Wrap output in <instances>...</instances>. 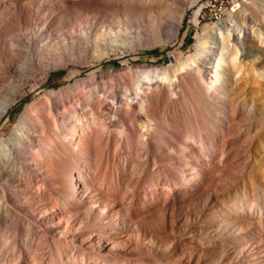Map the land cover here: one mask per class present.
<instances>
[{
	"label": "bare ground",
	"instance_id": "obj_1",
	"mask_svg": "<svg viewBox=\"0 0 264 264\" xmlns=\"http://www.w3.org/2000/svg\"><path fill=\"white\" fill-rule=\"evenodd\" d=\"M127 1V6L117 7L112 0H91L87 6H82L83 0H0V120L23 89L47 73L54 58L62 64L65 59L101 61L111 52L130 47V24L138 22L146 30L147 20L156 42L166 33L174 38L182 27L187 4L199 0H170L165 4L172 5L171 10L164 5L159 6L160 12L150 9L139 15L133 0L132 4ZM102 5L108 9H99ZM235 8L228 18L203 25L194 52L169 67L150 66L140 69L137 76L130 72L134 77L129 84L125 74H107L115 85L112 88L102 87L97 76L84 80V104L72 86H64L49 89L40 104L29 105L19 125L0 142V243L2 225L15 220L11 203L16 194L25 193L24 188L34 190L31 197L38 194L50 207L58 204L55 194L71 199V193L88 188V175L76 168L81 160L94 167L99 163L98 154L88 158L78 155L86 150L85 139L92 133L98 137V133L105 134L108 140L115 137L121 149L132 152L131 182L138 181L146 167L156 179L178 175L181 170L199 177L203 162L209 172L202 178L205 185L228 182L234 171L245 172L252 164L264 176V164L256 157L264 158V0H242ZM163 10L170 16L168 29ZM97 18L105 21V29L93 34L85 26ZM83 23L78 32L76 25ZM195 23L198 25V18ZM141 30L135 37L139 42L143 40ZM75 97L80 108L69 110L67 104ZM108 106L114 119H109ZM39 108L47 116L38 115ZM62 108L67 111L63 118L66 130L60 133L55 111ZM207 148L212 149L211 154ZM35 151L42 156L45 153L42 160L36 158ZM123 160L119 161L121 170L126 167ZM32 172L53 174L52 186L36 182ZM249 175L254 200L236 206L233 215L253 218L257 214L264 224V186L258 173ZM61 200L62 211L75 207L72 200ZM58 229L61 232L65 227L60 224ZM117 231L115 236L124 235ZM241 237L246 241L248 236ZM103 241L113 246L118 240L106 237ZM254 253L253 257L262 260V253Z\"/></svg>",
	"mask_w": 264,
	"mask_h": 264
},
{
	"label": "rangeland",
	"instance_id": "obj_2",
	"mask_svg": "<svg viewBox=\"0 0 264 264\" xmlns=\"http://www.w3.org/2000/svg\"><path fill=\"white\" fill-rule=\"evenodd\" d=\"M83 1L84 4H80L82 6L91 2ZM113 1L116 6L118 3L117 7L127 6L130 2ZM167 1L171 3L170 0H158L155 4L150 3L151 0H133L134 3L131 0L130 4L137 5L136 13L139 15L150 9L159 10L164 5L165 8ZM240 2L242 0H199L197 4L188 3L178 35L172 38L166 33L160 42L153 40L148 20L146 30L142 24L132 23V35H129L132 41H128L130 47L111 52L101 61L87 63L83 59H65L66 64H62L58 58H54L47 73L39 75L36 81L28 84L0 120V142L19 125L27 107L37 101L40 104L43 94L49 89L72 86V92L84 104L87 96L81 93L85 90L84 84L88 79L101 78L102 87L105 85L112 88L115 86L110 78L112 75L125 74V83L129 84L140 69L153 66L166 68L175 60L185 59L194 52L201 27L228 18ZM102 6L98 8L108 9L105 5ZM167 7L170 10L173 8L172 5ZM163 12L165 22L168 23H165V27L168 29L170 16L168 11ZM196 18L198 25L195 23ZM104 22L100 18L92 19L89 25L77 24L76 30L79 32L81 26H85L96 34L100 29H105ZM141 27L143 40L139 42L135 37ZM119 44L123 42L120 41ZM129 67H133V70L129 71ZM37 82L40 85L34 88L32 85ZM77 98L72 99L66 108L79 109ZM39 109L36 112L38 115L47 116L43 109ZM108 114L111 116H108L109 119H114L111 108ZM55 115L62 133L66 130L64 117L67 116V111L62 108L55 111ZM185 118L188 123L189 118ZM86 119L87 122L91 120L88 117ZM39 127L36 129L42 130ZM98 134L100 138L95 134L97 141L93 133L88 135L86 144L84 143L86 152L84 149L81 153L78 152L79 158L99 155L96 167L81 160L76 168L80 174L85 172L89 177L88 188L83 189L82 193H71V199L55 194L58 200L56 207H50L38 194L31 197L34 190L28 188H24L25 193L16 194L11 203L15 212V224L11 222L2 225L0 264H247V261L264 264V224H261L257 214L253 218L233 215L236 206L254 200L248 184L250 172L258 173L257 179L264 186V176L254 164L245 172L237 169L228 182L216 184L215 187L202 182L208 168L205 162L202 163L205 168L199 177L181 170L178 175L156 179L151 177L152 171L146 167L139 180L131 182L129 171L134 159L132 152L126 147L121 149L117 138L108 140L105 134ZM206 150L208 154L212 153V149ZM34 155L42 160L45 153L42 156L40 151H35ZM256 157L258 162L264 164V158ZM121 158L126 164L125 170L120 169ZM31 174L36 182L46 183L50 187L55 179L51 173ZM90 196H94L93 199H89ZM61 199L72 200L75 207L70 210L71 213L62 211ZM56 213L63 219L55 217ZM221 218H225L222 224ZM59 223L65 227L62 233L58 229ZM117 229L122 230L124 235L115 236ZM72 233H75L74 237ZM241 235H247V240L244 241ZM106 237H113L118 241L112 246L103 241ZM256 251L263 254L262 260H259L260 256L253 257Z\"/></svg>",
	"mask_w": 264,
	"mask_h": 264
}]
</instances>
